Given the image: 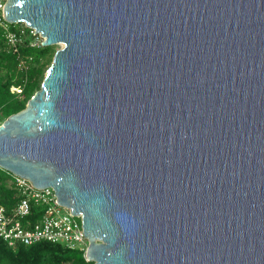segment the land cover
<instances>
[{
	"label": "water",
	"instance_id": "water-1",
	"mask_svg": "<svg viewBox=\"0 0 264 264\" xmlns=\"http://www.w3.org/2000/svg\"><path fill=\"white\" fill-rule=\"evenodd\" d=\"M55 50L0 124L94 264H264V0H5Z\"/></svg>",
	"mask_w": 264,
	"mask_h": 264
},
{
	"label": "trees",
	"instance_id": "trees-1",
	"mask_svg": "<svg viewBox=\"0 0 264 264\" xmlns=\"http://www.w3.org/2000/svg\"><path fill=\"white\" fill-rule=\"evenodd\" d=\"M21 37L14 51L5 38L6 31ZM32 29L24 23L9 24L0 13V118L15 113L40 87L47 67L55 53L53 45L31 44ZM24 66L20 65V61ZM20 89L13 91L11 88ZM8 172L0 168V201L8 209L16 202L14 191L5 186ZM0 264H94L87 261L83 252L58 243L39 241L31 245H7L0 238Z\"/></svg>",
	"mask_w": 264,
	"mask_h": 264
},
{
	"label": "built area",
	"instance_id": "built-area-1",
	"mask_svg": "<svg viewBox=\"0 0 264 264\" xmlns=\"http://www.w3.org/2000/svg\"><path fill=\"white\" fill-rule=\"evenodd\" d=\"M4 1L0 0L1 16ZM33 34L36 35L35 32ZM5 38L16 51L21 37L7 30ZM20 65L24 66L22 60ZM8 175L5 186L14 191L16 202L8 209L0 201V238L11 247L39 241L58 243L82 251L86 259L88 240L83 234L81 218L56 202L52 187L37 189L26 179L9 172Z\"/></svg>",
	"mask_w": 264,
	"mask_h": 264
},
{
	"label": "rangeland",
	"instance_id": "rangeland-1",
	"mask_svg": "<svg viewBox=\"0 0 264 264\" xmlns=\"http://www.w3.org/2000/svg\"><path fill=\"white\" fill-rule=\"evenodd\" d=\"M33 33H34L33 31H32V32H29V34H31V35H32ZM33 35H34V34H33ZM30 39H31L30 42H34V43H36V44L39 43V42L41 43V41H42V38H41L39 35H37V34L34 35V37L31 36ZM53 46H54L55 49H57V48L61 47V44H54ZM11 89H12L13 91H15V89H14L13 87H12ZM2 121H3V120H1V118H0V124H1Z\"/></svg>",
	"mask_w": 264,
	"mask_h": 264
}]
</instances>
